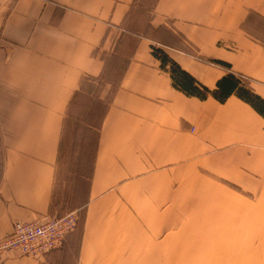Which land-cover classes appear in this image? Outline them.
Wrapping results in <instances>:
<instances>
[{
	"label": "crops",
	"instance_id": "1",
	"mask_svg": "<svg viewBox=\"0 0 264 264\" xmlns=\"http://www.w3.org/2000/svg\"><path fill=\"white\" fill-rule=\"evenodd\" d=\"M181 1L155 3L147 35L123 29L134 0H0V239L16 222L65 214L56 184L70 113L91 83H103L96 93L107 97L93 126L76 229L58 251L37 259L9 253L0 264H52L73 246L74 264H126L127 251L142 249L148 236L161 240L165 219L174 224L181 217L182 187L202 181L212 187L214 176L227 180L230 166L246 155L261 164L258 173L264 169V38L259 22L249 23L251 14L264 27L262 5L210 3L204 34L196 35L192 27L204 8ZM152 31L166 32L173 44ZM123 44L130 51L111 79ZM187 48L196 55L185 54ZM162 56L207 89L206 97L180 91ZM224 78L258 98L261 113L234 93L215 98Z\"/></svg>",
	"mask_w": 264,
	"mask_h": 264
},
{
	"label": "rangeland",
	"instance_id": "2",
	"mask_svg": "<svg viewBox=\"0 0 264 264\" xmlns=\"http://www.w3.org/2000/svg\"><path fill=\"white\" fill-rule=\"evenodd\" d=\"M224 1L227 0H182L181 3H187L191 5L190 7L198 3L204 8L198 14L200 23L192 27L194 30L191 32L203 35L206 5L220 4ZM157 2L159 0H134L123 29L150 34L147 22L150 11ZM250 3L260 4L264 10V0H242L243 7ZM251 12L248 11V14ZM249 21L251 24L259 22V27L257 24L254 26L261 30L260 36L264 38L263 22L251 14ZM180 27L187 31L190 29L185 25ZM152 35L162 44H173V40L167 37L166 32L155 31ZM129 51L130 47L125 44L117 51L122 57L112 60L111 65L115 67L116 72L115 76L110 75L111 79L118 77L119 70L125 64L124 55L127 56ZM183 51L185 54L196 55L194 48ZM201 60L203 61V58ZM100 86H103V83L85 86L86 94L78 96L70 113L71 121L56 184V194L61 198V201H58L59 210L62 211L61 208H64L62 213L65 214L73 211L77 214L76 206H84L83 199L88 189L91 154L96 137V129L93 126L97 124L107 102V97H101L96 93ZM110 92L112 93V90ZM245 140L248 146H252L251 138L246 137ZM235 157L236 154H232L234 161ZM245 158L246 162L240 161L238 166L241 168L244 165L247 170L239 172L236 169L238 166L234 163L228 170L227 180L212 177V187L203 181L182 187L181 217L173 218L174 224L172 218L165 219L166 231L161 240L155 242L148 236L145 243L142 239V249L127 251L126 264H264V169L261 167L258 173L254 167L259 168L261 164L256 165L247 161V155ZM253 170L259 174L256 179L252 178ZM65 214L57 213L55 216L63 217ZM136 245L134 242V246ZM75 254L74 246L68 248L66 253L53 258L52 264H74Z\"/></svg>",
	"mask_w": 264,
	"mask_h": 264
},
{
	"label": "built area",
	"instance_id": "3",
	"mask_svg": "<svg viewBox=\"0 0 264 264\" xmlns=\"http://www.w3.org/2000/svg\"><path fill=\"white\" fill-rule=\"evenodd\" d=\"M76 212L63 217L50 216L33 222H17L9 235L0 240V258L13 253L23 257L37 259L59 249L66 236L77 223Z\"/></svg>",
	"mask_w": 264,
	"mask_h": 264
},
{
	"label": "trees",
	"instance_id": "4",
	"mask_svg": "<svg viewBox=\"0 0 264 264\" xmlns=\"http://www.w3.org/2000/svg\"><path fill=\"white\" fill-rule=\"evenodd\" d=\"M162 60V65L169 64L170 67V74L172 76V80L174 81L175 86L182 91L185 95L187 96H194L199 99H203L206 97V93H208V90L205 89L204 87H201L202 89L199 90L196 86H194V81L192 78H190L186 73L181 71L176 64L172 63L171 61H168V59L165 56L160 57ZM230 80L231 82H225ZM218 88H219V95L220 96H215V98H218V100H223L230 94H235L238 98L252 106L257 112L261 113V111L258 108V103L256 102L259 101L258 98H248L247 95L241 93L238 89H236V82L232 79L229 78H224L222 81L218 83ZM254 99L255 102L254 103ZM78 222V221H77Z\"/></svg>",
	"mask_w": 264,
	"mask_h": 264
}]
</instances>
